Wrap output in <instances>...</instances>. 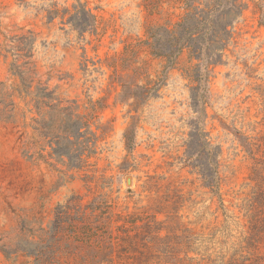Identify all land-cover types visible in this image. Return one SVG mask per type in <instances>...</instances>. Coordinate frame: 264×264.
<instances>
[{
    "label": "rangeland",
    "instance_id": "374dc122",
    "mask_svg": "<svg viewBox=\"0 0 264 264\" xmlns=\"http://www.w3.org/2000/svg\"><path fill=\"white\" fill-rule=\"evenodd\" d=\"M241 1L246 7L221 62L199 83V60L188 50L165 68L166 58L141 43L150 26L180 20L184 11L174 0H0V264H30L27 243L39 242V229L72 195L158 220L177 209L180 228L202 236L200 251L226 258L254 227L264 257V184L251 158L264 157V0ZM77 2L96 20L82 34L67 22ZM12 63L31 92H52L50 105L58 98L60 107L91 117L95 152L81 154V167L51 154V137L65 136L66 116L48 105L38 113L31 95L18 96ZM156 82L142 103L121 98L123 83ZM240 135L249 138L251 155Z\"/></svg>",
    "mask_w": 264,
    "mask_h": 264
},
{
    "label": "trees",
    "instance_id": "16d2710c",
    "mask_svg": "<svg viewBox=\"0 0 264 264\" xmlns=\"http://www.w3.org/2000/svg\"><path fill=\"white\" fill-rule=\"evenodd\" d=\"M174 1L184 11L180 20L173 25L165 23L150 26L146 31V39L141 43L151 54L166 58L165 68H170L182 51L188 50L191 57L199 60L194 73L200 83L208 75V66L221 62L234 22L242 15L246 5L241 0ZM67 22L82 34L94 29L96 20L84 4L77 2ZM261 24L264 25L263 18ZM13 66L12 63L10 70L13 75L19 76L21 83L13 89L18 96L22 93L31 95L38 113H41L43 105H48L66 116L67 125L62 129L65 136L57 134L51 137L55 144L51 154L59 157L66 155L70 161L74 158L71 165L81 167V163L85 162L81 154L87 152L89 156L95 152L97 136L90 128L91 117L74 113L76 106L60 107L61 100L58 98H55V104L50 105L48 100L54 99L52 92H46L47 87H36L31 92V81H27L23 72L15 71ZM131 85L122 84L121 98H132L137 103L146 101L160 86L156 82L152 87L134 85L132 89ZM82 128L85 129L82 131ZM71 136L73 141L69 139ZM123 137L126 148L130 150L135 139L133 126L126 129ZM238 138L251 155L249 138L242 135ZM60 139H66L76 149H65ZM251 158L254 160L252 173L261 179L263 185L264 157ZM261 206L262 212L264 203ZM109 207L101 197L84 205L77 195L70 196L65 203H58L52 220L46 227L39 229V242H28L23 250L27 257L33 258L30 264H264V257L259 253V235L254 233V227L243 237L245 245H239L226 258L224 254H206L207 248L202 253V236L187 227L180 228L182 224L177 209L167 213L165 220H158L156 213L141 211L122 215L112 212ZM255 231L262 230L257 228ZM244 250L246 254H242ZM191 253L196 256H191Z\"/></svg>",
    "mask_w": 264,
    "mask_h": 264
},
{
    "label": "water",
    "instance_id": "95a60500",
    "mask_svg": "<svg viewBox=\"0 0 264 264\" xmlns=\"http://www.w3.org/2000/svg\"><path fill=\"white\" fill-rule=\"evenodd\" d=\"M128 181V180H127Z\"/></svg>",
    "mask_w": 264,
    "mask_h": 264
}]
</instances>
